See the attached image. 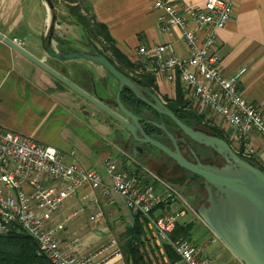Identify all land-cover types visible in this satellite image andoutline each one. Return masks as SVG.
Returning a JSON list of instances; mask_svg holds the SVG:
<instances>
[{
  "label": "crops",
  "instance_id": "crops-1",
  "mask_svg": "<svg viewBox=\"0 0 264 264\" xmlns=\"http://www.w3.org/2000/svg\"><path fill=\"white\" fill-rule=\"evenodd\" d=\"M56 1L60 2L52 0V3L55 19L58 21L61 5ZM168 1L179 8L185 4L201 6L205 2ZM232 1L230 18L225 27L217 31V65L225 76H232L243 70L239 77L238 90L249 103L258 108L264 118V0ZM86 2L90 5L95 20L106 26L115 47L130 62H135L139 46L152 47L164 43L169 44L176 57L189 56L179 28L173 27L167 31L161 29L166 19L160 10L154 8L152 0ZM180 12L183 13V10ZM49 17L51 18V14L43 0H0V34L13 41L22 42L21 47L26 51L28 37L34 36L41 40L47 26L48 31L44 37L48 35ZM57 23L52 37L55 49L70 51L79 47L75 44L76 41L86 39L84 29L77 22L72 26L76 29L79 26L82 32L75 36L58 34L57 30L62 27V23ZM187 28L194 31L199 41L205 37L204 29L189 22ZM36 57L67 78L76 74H68L63 69V63L49 61L50 57L45 52ZM83 62L85 63L74 61L78 66L84 64ZM155 81L159 97L175 98L176 82L159 79ZM56 82L52 76L0 40V127L31 137L44 145L54 146L65 162L78 163L93 169L106 182L108 177L103 162L110 155L123 164L124 157L127 168H133L130 172L149 181L148 178L154 175L135 165L128 156L125 157L121 148L117 149L115 141L105 137L110 132L106 127L95 125L78 112L73 105L76 94L65 86H57ZM50 88L53 90L50 91ZM207 115L213 124L223 130L231 147L236 149L235 129L222 117L210 112ZM249 142L255 151L254 157L264 167V141L259 134L252 132ZM142 170L144 172L138 174ZM25 188L30 190L28 186ZM121 204H124L123 199L117 194L103 197L97 190L81 187L65 200L52 216L50 223L63 224L58 239L63 246L75 239L72 251L76 254H92L99 264H127L122 253V236L132 226L134 215L130 219ZM190 214L188 212L181 221L192 222L194 227L191 237L196 234L199 238L205 234V228H208L191 219ZM202 237L199 241H193L201 243L212 238L204 240ZM112 240L116 242L115 245L110 244ZM217 251L227 252L224 255L226 258L219 264H240L225 247L218 248ZM214 263L216 264L215 261Z\"/></svg>",
  "mask_w": 264,
  "mask_h": 264
},
{
  "label": "built area",
  "instance_id": "built-area-1",
  "mask_svg": "<svg viewBox=\"0 0 264 264\" xmlns=\"http://www.w3.org/2000/svg\"><path fill=\"white\" fill-rule=\"evenodd\" d=\"M152 3L166 19L161 27L163 31L180 29L189 56L176 57L167 43L139 46L133 73L170 83L178 81L192 108L218 115L235 129L236 152L241 151L245 158L255 156L249 135L256 132L264 141V118L238 90L243 70L225 76L217 65V31L230 18L233 1L205 0L201 6L185 4L181 8L168 0H152ZM188 22L204 29L202 40L187 28ZM14 42L23 45L20 41ZM103 164L108 182L93 169L65 162L54 146L0 127V235L11 231L26 233L36 242L37 253L51 264H99L92 254L79 255L72 251L75 239L63 246L58 239L63 224L50 223L66 199L77 189L89 187L103 197L114 193L123 199L137 217L142 236L146 233L147 241L157 249L165 264H215L206 251L213 238L201 243L182 237L170 238L191 207L168 182L152 176L157 181L147 183L112 155ZM110 244L116 242L112 240ZM140 244L141 253L146 249L141 239ZM165 246L173 249L178 262L168 261Z\"/></svg>",
  "mask_w": 264,
  "mask_h": 264
},
{
  "label": "water",
  "instance_id": "water-1",
  "mask_svg": "<svg viewBox=\"0 0 264 264\" xmlns=\"http://www.w3.org/2000/svg\"><path fill=\"white\" fill-rule=\"evenodd\" d=\"M43 1L51 14L52 21L51 25H49L48 35L40 40L43 51L55 60H81L96 65L109 73L118 83L116 92L117 108L126 114L129 120L122 118L104 105L99 100L100 98L86 92L13 40L1 34L0 40L77 96L86 100L89 105L98 108L118 121L134 140L149 144L163 152L183 170L184 174L191 173L201 177V187L205 197L199 201L196 207L197 216L240 263L264 264V170L259 166H255L249 160L240 157L223 138L181 122L157 94L148 91L149 99L144 97L142 87L119 71L106 56L96 51L92 44L89 45L92 52L81 49L70 51L55 49L52 45L55 28L54 5L52 0ZM124 87L149 105L154 111L170 118L184 136L198 145L211 149L223 160V164L217 165L213 162H203L192 149H190V153L193 159H188L178 144L180 139L175 138L164 124L153 122L170 139L171 148L145 134L138 122V117L125 108L120 100L119 95ZM78 110L82 116L88 119L94 115L88 108L82 110L80 106Z\"/></svg>",
  "mask_w": 264,
  "mask_h": 264
},
{
  "label": "trees",
  "instance_id": "trees-1",
  "mask_svg": "<svg viewBox=\"0 0 264 264\" xmlns=\"http://www.w3.org/2000/svg\"><path fill=\"white\" fill-rule=\"evenodd\" d=\"M85 10L91 14L90 18L88 19L80 13L79 6L74 5L72 8H70L71 14L75 17L76 22L84 29L87 41L96 47V45L92 42V39L96 40L101 45L102 51L108 57L110 62L119 71L125 73L127 76H130V78L145 86L152 93L159 94L155 77L151 75H135L133 73L135 67L134 62H130L115 47L106 26L98 23L95 20L93 14L91 13V7L87 2L85 5ZM58 84L61 85V87H64L60 82H58ZM162 98L166 106L181 122L196 129H199L200 127L204 131L215 134L228 142L222 129L213 124L205 114H199L194 108L191 107L190 102L185 97L183 88L178 81H176L175 98L168 99L165 96ZM165 119L168 125L171 124L178 128L170 118L165 117ZM199 146L201 150L212 153L218 159L217 165L223 164V160L220 159V157L216 155L211 149L201 145ZM236 153L240 157L245 158L241 151H237ZM245 159L264 170V167L254 156ZM189 174L195 178L193 181H202L201 177L191 173ZM145 182L148 183L149 181ZM193 227L194 224L192 222L183 223L181 221L176 225L174 231L170 234V238L172 240H175L179 237L191 239ZM142 235L143 231L141 225L139 224L137 217L134 216L132 226L126 229L122 236V239L124 240L122 253L127 264H143V257L140 253V239ZM165 248L170 261H179L178 256L170 247L165 246ZM37 250L38 247L36 242L29 235L22 231H11L0 235V264H51V262L45 256L38 254Z\"/></svg>",
  "mask_w": 264,
  "mask_h": 264
},
{
  "label": "flooded vegetation",
  "instance_id": "flooded-vegetation-1",
  "mask_svg": "<svg viewBox=\"0 0 264 264\" xmlns=\"http://www.w3.org/2000/svg\"><path fill=\"white\" fill-rule=\"evenodd\" d=\"M76 43L78 44L79 47L75 49H81L87 52H92L91 49L89 48V45L91 43H89L86 39L76 41ZM93 47L100 54L106 56L105 53L102 50H100L98 47L95 46ZM70 62L71 63L68 62V65L64 67V70L68 72V74L73 75L71 73H76L74 74L75 75L74 78H72L71 76L68 77L70 81H72L73 83H75L80 88L90 93L94 97L100 98L99 100L109 109L119 114L122 118L129 120V117L117 108L116 92L118 90V83L109 73H107L105 70L101 69L96 65H94L93 68H90L89 66L90 63L88 62L86 63L83 62L84 64H81V66L76 65L74 61H70ZM123 74L126 75L125 73ZM96 81H97V86H100L102 88L103 90L102 93H104V95L99 94L96 91V84H95ZM138 84L143 89L142 94L144 95V97L149 99L147 92L150 90H148L145 86L141 85L140 83ZM119 97L124 107L138 117L139 124L141 125L145 134H147L149 137L158 140L161 143H163L162 138L166 137L167 143H163V144L171 148L172 144L170 139L160 128L156 127L153 124V122L158 124H164L166 129L168 131H171L170 133L175 138L180 139L178 144L181 148V151L188 159L190 160L193 159L190 154V149H192L194 150V152L197 154V156L201 161L207 162L203 160L202 157H200L199 154L201 150L200 146L195 142H193L192 140H190L188 137L184 136V134L179 128H176L171 124L168 125L165 119L166 116L160 115L159 113L154 111L149 105L145 104L140 98H137L132 92H130L125 87L122 89ZM160 99L164 102L162 97H160ZM84 101L86 105L82 103L81 109L84 110L85 109L84 107H88V109L94 113V115L90 117L92 121H94L96 124H100L103 127H106L109 130H112V132L113 131L116 132V140H118L121 146L122 153L125 155V157L128 156L129 159L135 165H138L140 167V163L142 164L144 163L145 165L144 168L146 170L148 169V167H152V169L156 171L155 173L153 172L154 174L148 170L147 171L154 176L156 174V177L158 178H162L160 176L162 174L169 176V178L171 179V183L174 185L187 183L195 179L189 173L184 174L183 170L179 168V166H177L171 158H169L160 150L156 149L159 152L158 155L152 154L151 149L154 148L153 146L146 144L144 142L134 140L131 137V135L125 130L122 124H120L118 121L114 120L112 117L108 116L98 108L89 105L86 100ZM130 152H132L133 154H130ZM135 157H137L136 160L134 159ZM122 159L125 165L126 163L124 161V157H122ZM177 173L180 175H177Z\"/></svg>",
  "mask_w": 264,
  "mask_h": 264
},
{
  "label": "rangeland",
  "instance_id": "rangeland-1",
  "mask_svg": "<svg viewBox=\"0 0 264 264\" xmlns=\"http://www.w3.org/2000/svg\"><path fill=\"white\" fill-rule=\"evenodd\" d=\"M56 2H59V1H56ZM56 2H55V4H56ZM58 4L61 5L60 8L58 7L59 10H61V13L60 12L58 13V21H56V19H55L54 24L57 23V22L58 23H62V27H60L57 30L58 31L57 33L58 34H63V35H69V36H70V34H72V35L75 36V35L79 34L78 32H80V31L82 32V29L79 26H78V29H76V28H74V26H72V24L76 23V21H75L76 19L71 14L70 8H72L74 5H77V6H79L80 13L82 15H84L85 18H87V19L90 18V15L91 14L85 10V5H86L85 0H60V2ZM40 11H41V13H43V10L42 9H40ZM54 15H56V13ZM47 20H48L47 24L48 25H51V23H52L51 18L49 17ZM55 27H56V25H55ZM47 31H48V26L46 27V30L44 32V35H45V33ZM54 31H55V28H54ZM44 35H43V37H44ZM84 35L86 36V33ZM92 42L96 45V47H98L100 50H102L101 45L96 40H93L92 39ZM75 44L78 45L77 43H75ZM26 49H27V51L29 53H31L35 57L36 56H40V55H42V53H44V51H43V49L41 47V41L40 40H37V38H35L34 36L28 37L26 39ZM50 58H49V61H52V62H55V61L57 62L58 61V60H55L53 58L52 59H50ZM75 61H79V60H75ZM58 62L59 63H63L64 67L66 65H68V62L71 63L70 61H58ZM30 63H32V62L30 61ZM89 66H90V68H93L94 65L93 64H90ZM71 77L74 78L75 76H71ZM56 84H57V86L61 87V85H59L58 82H56ZM95 84H96V91L99 94L104 95V93H102L103 92L102 88L100 86H97V81L95 82ZM49 90L51 91V90H53V88H50ZM82 103L85 104V101L81 97L75 95V99H73V105L75 106V108L77 110H78V108L80 106H82L81 105ZM85 108H88V107H85ZM78 112H79V110H78ZM198 113L199 114H205V115H207V111L206 112H198ZM88 120L89 121H92L91 119H88ZM92 122L95 125H97L94 121H92ZM199 129H201V128L199 127ZM109 131H110L109 134L108 135H105V137H107L110 141H115V144L117 145V149L120 150L119 148H121V146H120L118 140H116V132H114V131L112 132V130H109ZM169 132H171V131H169ZM35 141L38 142V143H40V144H43V143H41V142H39L37 140H35ZM162 142L163 143H167V138L166 137L162 138ZM151 152H152V154H156V155L159 154V152L156 150V148H152L151 149ZM130 154H133V153L130 152ZM199 154H200V157H202L203 160H205L207 162H214L216 164L218 163V159L212 153H208V152H205L203 150H200V153ZM136 158L137 157H135L134 159L136 160ZM189 158H191V157H189ZM140 166H141V168H144L145 165H144V163L143 164L140 163ZM128 170H129V168H128ZM131 170H133V168H131ZM147 170L150 171V172H152V173L153 172L154 173L156 172L155 170L152 169V167H148ZM141 172H144V170L139 171L138 174H141ZM177 175H180V174L177 173ZM160 176L162 177L161 180H164V181L168 182L169 185L173 189H175L177 192L180 193L181 197L191 207V210L189 211L191 213L190 214V216H191L190 218L193 219V220H195V221H197L198 223H200V222L203 223L200 220V218L197 216V214H196V207L198 206L199 201L203 198V196L205 197V194H204V192L202 190V187H201L202 181L201 182H199V181H190V182H187V183H181V184L174 185V184L171 183V179L169 178V176H167L165 174H162ZM145 177H146V174H145ZM148 180H149V182H154L156 179H154L152 176H150L148 178ZM121 208L123 209L124 213L127 214L128 217L131 219L132 218L131 216L133 214L125 206V204H121ZM203 225H204V223H203ZM205 230H206L205 231V234L204 235H201L200 237L203 236L202 238L204 240H206L208 237H212L214 239V241L209 244V246L207 247L206 251H207L208 254H210L212 256V258L216 262V264H219L220 262L224 261L223 259L226 258V256H224V255H226L227 252H219L217 250H218V248L225 247V246L221 243V241L216 236H214L211 233V231L209 229H206L205 228ZM200 237L198 238V236H196V234H193L192 237H191V240L199 241ZM141 240L143 241L144 246H145V249H146V250H141V253L144 255V262L145 263L143 261L142 262L144 264H165V262L163 260V257L160 255V253L157 251V249H155L152 246V244L149 241H147L146 233H145V236L144 237L142 236ZM168 247H170V246H168ZM165 256L167 257V259H168L169 262H172V261H170V259L167 256L166 248H165ZM145 257H147L149 260H147V258H145ZM178 264H181V263H178ZM240 264H242V263H240Z\"/></svg>",
  "mask_w": 264,
  "mask_h": 264
}]
</instances>
